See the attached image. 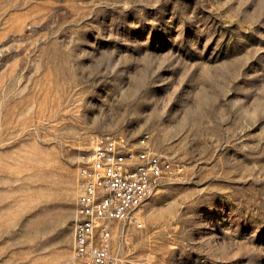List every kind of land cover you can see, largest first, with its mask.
<instances>
[{
  "label": "rangeland",
  "instance_id": "rangeland-1",
  "mask_svg": "<svg viewBox=\"0 0 264 264\" xmlns=\"http://www.w3.org/2000/svg\"><path fill=\"white\" fill-rule=\"evenodd\" d=\"M108 134L181 169L113 253L264 264V0H0V264H79L77 171Z\"/></svg>",
  "mask_w": 264,
  "mask_h": 264
},
{
  "label": "built area",
  "instance_id": "built-area-1",
  "mask_svg": "<svg viewBox=\"0 0 264 264\" xmlns=\"http://www.w3.org/2000/svg\"><path fill=\"white\" fill-rule=\"evenodd\" d=\"M181 173L162 155L134 150L127 139L100 135L79 167L72 229L73 258L79 264H139L112 252V236L119 224L135 223V214L161 186Z\"/></svg>",
  "mask_w": 264,
  "mask_h": 264
}]
</instances>
